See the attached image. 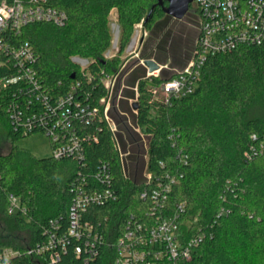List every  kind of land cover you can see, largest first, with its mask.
Segmentation results:
<instances>
[{
  "label": "trees",
  "instance_id": "obj_1",
  "mask_svg": "<svg viewBox=\"0 0 264 264\" xmlns=\"http://www.w3.org/2000/svg\"><path fill=\"white\" fill-rule=\"evenodd\" d=\"M48 2L66 12L65 24H29L22 29L21 39L33 46L34 70L53 97L66 93L78 81L74 97L81 103L96 104L107 94L100 77L119 70V55L137 23L142 22L149 31L140 54H146L157 38L158 58L165 59L167 48L176 44L167 27L171 16L163 10L167 0L162 4L158 0ZM113 9L119 25L117 52L106 57L112 40L109 14ZM72 56L88 59L87 68L81 71ZM187 56L182 57L175 48L170 62L182 66ZM132 63L121 70L112 103L120 78ZM136 69L124 78L127 87L121 91L119 109L147 136L146 150L126 115L114 106L109 110L122 149L130 150L127 178L104 120L95 119L82 128L95 135L85 142L82 165L71 158L37 157L18 146L16 140L27 135L13 130L7 112L17 87L0 90V251L8 247L17 250L8 261L0 259V264H115L110 243L120 231L122 219L129 212L142 215L146 207L137 197L144 185L145 167L155 175L167 171L175 177L169 203L185 201V214L196 217V225L206 232L185 264H264V42L243 44L208 57L195 91L170 105L151 102L148 87L174 73L162 68L158 76H146L145 71L135 74ZM11 70L0 65V77ZM134 86L137 94L130 88ZM135 96L136 114L127 102ZM179 151L187 155L185 163L177 158ZM100 162L110 167L111 186L118 200L90 205L83 214V219L99 220L98 230L108 240L99 246L98 255L88 260L75 255L76 240L70 241L55 262H50L46 253H28L46 239L49 229H55L52 221H57L59 231L66 227L75 177L80 174L90 180ZM7 193L20 199L24 215L7 213Z\"/></svg>",
  "mask_w": 264,
  "mask_h": 264
},
{
  "label": "built area",
  "instance_id": "obj_2",
  "mask_svg": "<svg viewBox=\"0 0 264 264\" xmlns=\"http://www.w3.org/2000/svg\"><path fill=\"white\" fill-rule=\"evenodd\" d=\"M194 3L198 33L190 55L185 66L180 70L175 69L170 78L149 85V100L153 103L170 105L174 100L192 94L208 57L224 54L243 44L264 42V0H194ZM66 20V12L50 5L48 0H0V65L12 69L9 74L0 77V90L12 85L17 87L7 107L12 128L21 135L44 132L51 143L52 157L71 158L82 165L85 163V142L95 139L93 133L85 132L82 128L95 119L104 120L112 134L121 171L127 178L130 150L122 149L117 125L109 114L111 107L114 106L126 115L128 124L140 134L143 146L147 149V136L140 132L129 114L119 109L121 91L127 87L124 84L127 73L120 78L114 103L113 94L122 69L100 77L107 94L94 105L81 103L74 97L78 81L66 93L53 97L43 88L34 70L36 56L33 46L21 39L22 29L29 24L51 23L60 27ZM140 43L142 45L143 39ZM71 59H76L74 61L81 71L89 64L86 58L72 56ZM139 62L145 66L144 60ZM162 68H168V63L159 64V68L152 72L147 69L146 76H158ZM86 75L89 79L90 75ZM130 88L137 94V86ZM136 96L127 99L130 106ZM131 108L136 114V108ZM176 156L179 161L186 162L187 155L183 152L179 151ZM142 177L144 185L137 197L146 203V207L142 215L129 212L122 219L121 229L110 243L115 252L114 263H187L192 251L206 237V232L200 225H196V217L185 214V201L169 203L168 196L175 181L173 175L167 171L155 175L145 167ZM90 180L80 174L75 177L66 227L59 231L57 221H52L57 230L49 229L46 239L29 248L28 253H46L48 260L55 262L70 241L76 240L77 243L73 245L75 255L82 256L84 260L98 255L99 246L108 240L98 230L99 220L92 222L83 219V214L90 205L116 202L118 194L111 186L112 174L108 163L97 164ZM6 211L9 214L20 212L24 215L26 209L16 195L7 193ZM95 224H98L97 227ZM16 253L17 250L13 248H4L0 251V259L8 261Z\"/></svg>",
  "mask_w": 264,
  "mask_h": 264
},
{
  "label": "rangeland",
  "instance_id": "obj_3",
  "mask_svg": "<svg viewBox=\"0 0 264 264\" xmlns=\"http://www.w3.org/2000/svg\"><path fill=\"white\" fill-rule=\"evenodd\" d=\"M109 23L112 33V40L109 49H107L104 53L107 57H111L117 52L119 25L117 23V13L115 9H113L109 14ZM167 27L171 30L173 35L172 38L174 39V42H176V44H173L172 48L170 49L167 48V51L165 53L167 57L165 59L158 58V55L161 52L156 46V43L158 41L157 38L155 39L154 45L151 47L150 50L147 51L146 54H140V50L142 48L140 40L143 39L144 42V40H146L147 36L149 35V31L148 29L144 28L141 23H139L134 26L127 45L125 46L123 52L119 55V64L121 63L119 69H124L126 65H128L130 62H133L130 68H134V66H137V69L134 73L142 74L143 71H145L146 75V66L141 65L139 62L140 60L145 59H153L156 63L162 65L168 63L167 70L169 72H173L175 71V69H178L177 65H174L170 62L172 53L175 51V48H177V52H180L182 57L185 53H188V55H190L194 39L198 33L197 16L195 13L194 0L190 2V6L185 15L181 19H175L171 17ZM74 60L76 61V59H73V61ZM127 102L129 103L128 100ZM16 144L22 148L28 149L37 157H46L51 155L50 140L48 136L42 131H36L27 136L19 137L16 140Z\"/></svg>",
  "mask_w": 264,
  "mask_h": 264
},
{
  "label": "water",
  "instance_id": "obj_4",
  "mask_svg": "<svg viewBox=\"0 0 264 264\" xmlns=\"http://www.w3.org/2000/svg\"><path fill=\"white\" fill-rule=\"evenodd\" d=\"M158 1L160 4H162V0H158ZM191 1L192 0H167V4L165 6H163V10L166 14L170 15L172 18L181 19L185 15V13L187 12L189 4ZM188 57H189V55L187 56V58ZM144 64H145V66L149 72H152V71L159 68V64L156 63L153 59H145ZM185 64H186V61H185ZM185 64L182 66H179V67L177 66L178 70L182 69L185 66ZM163 69L167 70V68H163ZM172 73H174V71L170 72V74H172ZM72 77H73V75H72ZM168 78H170V77H168ZM132 107L136 108L137 104L133 103Z\"/></svg>",
  "mask_w": 264,
  "mask_h": 264
},
{
  "label": "crops",
  "instance_id": "obj_5",
  "mask_svg": "<svg viewBox=\"0 0 264 264\" xmlns=\"http://www.w3.org/2000/svg\"><path fill=\"white\" fill-rule=\"evenodd\" d=\"M133 68H131L130 70H129V72L132 70ZM129 72H127V74L129 73ZM36 156V155H35Z\"/></svg>",
  "mask_w": 264,
  "mask_h": 264
},
{
  "label": "flooded vegetation",
  "instance_id": "obj_6",
  "mask_svg": "<svg viewBox=\"0 0 264 264\" xmlns=\"http://www.w3.org/2000/svg\"><path fill=\"white\" fill-rule=\"evenodd\" d=\"M189 6H190V4H189ZM189 8V7H188Z\"/></svg>",
  "mask_w": 264,
  "mask_h": 264
}]
</instances>
